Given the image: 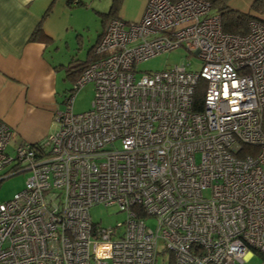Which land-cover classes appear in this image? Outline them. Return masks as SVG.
Listing matches in <instances>:
<instances>
[{
	"label": "built area",
	"instance_id": "built-area-1",
	"mask_svg": "<svg viewBox=\"0 0 264 264\" xmlns=\"http://www.w3.org/2000/svg\"><path fill=\"white\" fill-rule=\"evenodd\" d=\"M210 10L209 0H147L136 21L108 19L56 131L15 142L14 155L0 118V179L29 173L0 201V264H155L158 241L168 264H234L253 252L264 264V22L231 33ZM178 46L199 70L136 75L137 62ZM88 81L90 108L74 112ZM100 202L125 219L93 223Z\"/></svg>",
	"mask_w": 264,
	"mask_h": 264
},
{
	"label": "crops",
	"instance_id": "crops-1",
	"mask_svg": "<svg viewBox=\"0 0 264 264\" xmlns=\"http://www.w3.org/2000/svg\"><path fill=\"white\" fill-rule=\"evenodd\" d=\"M146 1L121 0L116 16L136 21ZM253 1L226 2L230 8L250 11L264 22V9L250 10ZM49 4L48 0H0V118L12 130L11 144L22 140L33 143L57 129L58 72L62 70L48 58V42L30 38L39 22L45 33L53 35L49 14L42 19ZM109 6L101 12H107Z\"/></svg>",
	"mask_w": 264,
	"mask_h": 264
},
{
	"label": "rangeland",
	"instance_id": "rangeland-1",
	"mask_svg": "<svg viewBox=\"0 0 264 264\" xmlns=\"http://www.w3.org/2000/svg\"><path fill=\"white\" fill-rule=\"evenodd\" d=\"M109 3L110 0H85V5H73V3L66 4L65 0H53L48 17V23L53 22V28H51L53 35L47 43V55L62 70L58 72L60 76L58 83L60 108L58 110L65 108V98L73 86L72 80L66 75L65 68L72 60L76 62L86 60L88 51L102 28L100 13L107 9ZM179 64H184L188 70L197 71L200 69L201 61L183 46H178L137 62L135 70L136 75L139 76L141 72L163 70ZM93 86V82L88 81L73 93L72 110L74 112H83L90 108L94 93ZM12 145L10 143L7 150L14 155ZM7 169L9 167L0 170V174ZM28 176L27 171H20L0 180V201L11 198L15 192L23 188ZM203 193L207 195L208 190H204ZM89 214L93 223L106 227L115 226L126 217L125 212L120 211L115 203L93 204L89 207ZM144 223L152 229L156 228V221L152 216H145ZM162 246V241H158L157 251L159 252L156 255L155 264H168L169 254L167 251L161 252ZM261 263V256L253 252L244 261L234 264Z\"/></svg>",
	"mask_w": 264,
	"mask_h": 264
},
{
	"label": "trees",
	"instance_id": "trees-1",
	"mask_svg": "<svg viewBox=\"0 0 264 264\" xmlns=\"http://www.w3.org/2000/svg\"><path fill=\"white\" fill-rule=\"evenodd\" d=\"M211 4L212 12L218 13L220 16L221 26L224 31L231 32V33H237V34H245L247 32V23L250 19H258L257 17H254V15L250 11H239L232 9L228 6L227 0H209ZM53 0L50 1V4L48 8L45 10V12L42 15V19L49 14L51 11ZM121 0H111V4L109 6V9L107 12H101V22H102V30L105 27L108 19L111 17H115L119 4ZM73 5H85V2L82 0H66V4ZM252 11H261L264 9V0H254L250 7ZM260 20V19H258ZM261 21V20H260ZM100 34H97L95 43L90 47L86 60L76 62L75 60H72L69 62L67 67L65 68L66 75L70 77L72 82L76 80V78L79 76V74L88 66L89 62L95 58L94 54V47L96 42L98 41ZM31 39H43L46 42H49L51 40V36H49L47 33L44 32L41 22H39L34 30L31 33L30 36ZM203 86L204 81L200 80L198 82V85L196 86V92L195 96L196 98L200 99L203 95ZM72 88L69 90L70 92ZM262 134H264V111H262ZM241 152H250L254 153L257 150L256 145H249V144H243L241 146ZM4 179V178H3ZM2 180V179H0ZM159 252V251H158ZM163 252V250L161 251Z\"/></svg>",
	"mask_w": 264,
	"mask_h": 264
}]
</instances>
